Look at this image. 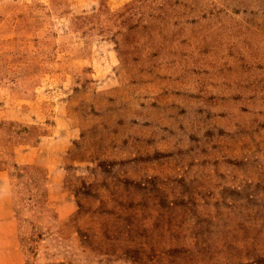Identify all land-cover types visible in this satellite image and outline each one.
<instances>
[{
    "label": "rangeland",
    "instance_id": "rangeland-1",
    "mask_svg": "<svg viewBox=\"0 0 264 264\" xmlns=\"http://www.w3.org/2000/svg\"><path fill=\"white\" fill-rule=\"evenodd\" d=\"M0 170V264H264V0H0Z\"/></svg>",
    "mask_w": 264,
    "mask_h": 264
},
{
    "label": "crops",
    "instance_id": "crops-1",
    "mask_svg": "<svg viewBox=\"0 0 264 264\" xmlns=\"http://www.w3.org/2000/svg\"><path fill=\"white\" fill-rule=\"evenodd\" d=\"M5 173V171L0 170V177H3V174ZM6 184V183H5Z\"/></svg>",
    "mask_w": 264,
    "mask_h": 264
}]
</instances>
